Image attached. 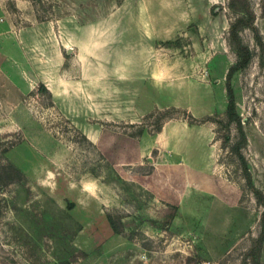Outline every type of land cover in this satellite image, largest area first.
Masks as SVG:
<instances>
[{
    "label": "rangeland",
    "instance_id": "rangeland-1",
    "mask_svg": "<svg viewBox=\"0 0 264 264\" xmlns=\"http://www.w3.org/2000/svg\"><path fill=\"white\" fill-rule=\"evenodd\" d=\"M263 201L264 0H0V264H264Z\"/></svg>",
    "mask_w": 264,
    "mask_h": 264
},
{
    "label": "trees",
    "instance_id": "trees-1",
    "mask_svg": "<svg viewBox=\"0 0 264 264\" xmlns=\"http://www.w3.org/2000/svg\"><path fill=\"white\" fill-rule=\"evenodd\" d=\"M236 41V39L234 40ZM171 42H166V44H170ZM236 50H237V54L239 57V60L237 63H235L234 65H232L227 73V80H226V93H227V108H226V114L228 116V121H235L237 123L238 126V130L241 133V140L239 143H237L233 149L236 151V154L239 156V158H241V154L239 153V148L240 145L243 144L245 142V138L244 135L242 133L241 130V126H240V119L236 113L235 110V106H234V97H233V91H232V87H231V83H230V79L233 73H235L237 70L241 69L242 67H244L248 60L250 59V52L248 51V49L244 46H242L239 42L236 41ZM243 159V158H241ZM248 182L250 183V177H249V173L247 171H245ZM258 195V194H257ZM264 203V201H263ZM263 234H264V228H263Z\"/></svg>",
    "mask_w": 264,
    "mask_h": 264
},
{
    "label": "water",
    "instance_id": "water-1",
    "mask_svg": "<svg viewBox=\"0 0 264 264\" xmlns=\"http://www.w3.org/2000/svg\"><path fill=\"white\" fill-rule=\"evenodd\" d=\"M70 52H71V49H68V50L66 51L67 54H69Z\"/></svg>",
    "mask_w": 264,
    "mask_h": 264
}]
</instances>
